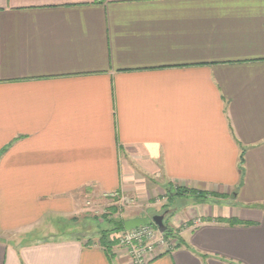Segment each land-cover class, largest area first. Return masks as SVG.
<instances>
[{
    "label": "crops",
    "instance_id": "0c3cea01",
    "mask_svg": "<svg viewBox=\"0 0 264 264\" xmlns=\"http://www.w3.org/2000/svg\"><path fill=\"white\" fill-rule=\"evenodd\" d=\"M164 185L210 202L147 264H264V0H0V264H132L75 223Z\"/></svg>",
    "mask_w": 264,
    "mask_h": 264
},
{
    "label": "rangeland",
    "instance_id": "374dc122",
    "mask_svg": "<svg viewBox=\"0 0 264 264\" xmlns=\"http://www.w3.org/2000/svg\"><path fill=\"white\" fill-rule=\"evenodd\" d=\"M168 189H170V188L168 186H165V185L161 189H159V192H161L163 195L162 197L161 196L159 197V200H161V202L159 203V207H161V206L162 207H161V210H159L160 212L159 211L158 212L150 211L151 216H154L156 214L159 215L160 213H163L164 210H166V208H164L162 203L165 204V203L169 202L168 198L172 194L170 193V191ZM122 196L134 199V202L133 203H131V202L127 203L126 200L122 199ZM196 197H198V196L197 195H188L185 198L186 200L181 199V198L176 199L172 203L173 206L170 207V210L168 211L166 218L169 219V217H170L169 214L171 212H175V209L179 210L178 214L180 216L183 215V213H187L186 211L183 210V208H184V207H182L183 203L191 204L192 201H195ZM110 199L114 200V203H116L117 211L111 212V210H110V212H108L109 213L108 215L102 214V216H101V214H100L96 217H94V216L87 217V218L81 220L79 224L75 223V226H78L79 228L75 227L78 229H74V231L72 233H74V235H77L80 237L82 236L84 238H88V236H92L94 234L97 235L96 233H97L98 229H101V228L105 229L107 227H110L108 222H104L105 224L101 225L100 228H98V222L101 219L104 221H106L108 219H110V220L111 219H113V220H126L127 221V220H130L127 218L130 217L131 215H133L130 212H132L135 209H138L140 212H141V210L145 211V210H147V207H148L146 203H144L145 205H142L140 198L138 196L133 195L131 193H127V192H121L120 196H118V197H111L110 196ZM159 200H158V202H159ZM146 202H147V200H146ZM141 205H142V207H141ZM165 205H167V204H165ZM137 207H139V208H137ZM95 211L93 210L90 213H93ZM188 211H189V209H188ZM100 212H102V211H100ZM144 214H145V212H144ZM70 226H72V225H69L64 220L48 219L46 221V223L43 226H41V231L39 233H37L34 236V238L41 239V238H45V237H47V238L65 237L71 233L69 230ZM115 235H119V233H117ZM115 235H113V236H115Z\"/></svg>",
    "mask_w": 264,
    "mask_h": 264
},
{
    "label": "built area",
    "instance_id": "2783aa9c",
    "mask_svg": "<svg viewBox=\"0 0 264 264\" xmlns=\"http://www.w3.org/2000/svg\"><path fill=\"white\" fill-rule=\"evenodd\" d=\"M118 196H120L119 193L111 195V197ZM122 199L127 203L134 202V199L129 197L122 196ZM200 222L196 220L195 226ZM116 237L118 246L126 251L132 264H147L159 254L173 251L177 244L174 239L167 240L164 234L153 225L124 230Z\"/></svg>",
    "mask_w": 264,
    "mask_h": 264
},
{
    "label": "trees",
    "instance_id": "16d2710c",
    "mask_svg": "<svg viewBox=\"0 0 264 264\" xmlns=\"http://www.w3.org/2000/svg\"><path fill=\"white\" fill-rule=\"evenodd\" d=\"M241 164L243 165V161H241ZM241 165V172L243 171V166ZM170 191V193L172 194L168 200H169V203L167 205H164V208H166V210H164L163 213H160V214H164L166 211H169L170 210V207H172V203L178 199V198H185V194L187 193H192L191 191L189 190H186L184 188H177L176 192H172L171 189H168ZM168 192V191H167ZM194 195H197L198 197L195 198V202H204V203H209L210 201L206 199V194H194ZM185 196V197H184ZM218 197V196H217ZM171 214V213H170ZM169 214V215H170ZM96 219V218H95ZM108 219V218H107ZM97 220V219H96ZM126 220H113V219H108L106 220L105 222H108L109 226L110 227H107L105 229H98L97 231V242L103 246L105 249H111L113 248V246L116 244L117 242V233H120V232H123L125 230V226H124V223H125ZM168 219L165 218V226L167 227V230L166 232L164 233V237L167 239V240H170V239H175L177 238V242L179 243L177 246H179L181 243H180V239H178L177 237V234L175 232V230L171 227L168 226V223H167ZM223 222H228L230 224H248V223H242L241 221H239L238 219H228V220H223ZM153 226H155L154 224H152ZM157 227V226H155ZM115 235V236H113ZM94 236H96L94 234ZM84 238V237H83ZM92 236H89L88 238H86L88 240V244L89 243H93L92 241ZM233 264V263H231Z\"/></svg>",
    "mask_w": 264,
    "mask_h": 264
},
{
    "label": "water",
    "instance_id": "95a60500",
    "mask_svg": "<svg viewBox=\"0 0 264 264\" xmlns=\"http://www.w3.org/2000/svg\"><path fill=\"white\" fill-rule=\"evenodd\" d=\"M167 214H168V211H166L164 214L155 215L151 218L150 217H146V218L138 217V218L127 220L124 223L125 230L129 231V230L137 229L141 226H149V225L154 224L155 226H157L160 233L164 234L167 230V227L165 226V223H164Z\"/></svg>",
    "mask_w": 264,
    "mask_h": 264
}]
</instances>
